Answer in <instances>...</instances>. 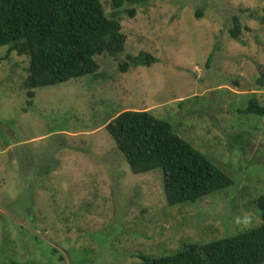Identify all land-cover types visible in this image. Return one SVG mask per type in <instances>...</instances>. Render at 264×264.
I'll return each instance as SVG.
<instances>
[{
  "label": "rangeland",
  "instance_id": "1",
  "mask_svg": "<svg viewBox=\"0 0 264 264\" xmlns=\"http://www.w3.org/2000/svg\"><path fill=\"white\" fill-rule=\"evenodd\" d=\"M252 10L262 17L264 0H150L121 16L124 52L97 55L96 74L33 97L29 56L0 47V264H136L137 252L158 256L261 223L253 196L264 193V116L238 111L252 94L264 104V23ZM141 51L157 61L122 72ZM130 109L168 120L236 187L167 206L162 168L134 173L105 127Z\"/></svg>",
  "mask_w": 264,
  "mask_h": 264
},
{
  "label": "trees",
  "instance_id": "2",
  "mask_svg": "<svg viewBox=\"0 0 264 264\" xmlns=\"http://www.w3.org/2000/svg\"><path fill=\"white\" fill-rule=\"evenodd\" d=\"M149 1L110 0L113 11L109 16L102 0H0V47L8 46L6 56L11 52L29 56L24 86L33 97L35 88L96 74L101 67L97 55L124 52L126 35L121 16L134 17L137 6ZM126 4L133 6L127 8ZM250 16L264 23V15L260 17L252 10ZM230 32L232 37L241 32L237 15ZM156 61L150 52L141 51L127 55L120 69L126 72L131 66H151ZM256 82L264 86V72ZM238 111L264 116V104L252 94ZM105 127L134 173L162 168L167 206L194 204L217 191L236 187L237 180L176 133L168 120L150 110L122 111ZM254 197L261 216L258 226L158 256L137 252L140 261L136 264H264V193Z\"/></svg>",
  "mask_w": 264,
  "mask_h": 264
}]
</instances>
